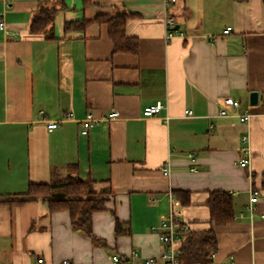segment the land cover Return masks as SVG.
Listing matches in <instances>:
<instances>
[{
    "label": "crops",
    "instance_id": "crops-1",
    "mask_svg": "<svg viewBox=\"0 0 264 264\" xmlns=\"http://www.w3.org/2000/svg\"><path fill=\"white\" fill-rule=\"evenodd\" d=\"M40 1L0 0V199L30 184L62 185L73 165L95 193H108L92 214V234L105 247L74 231L68 212H50L42 199L0 203V264H38V258L111 264L113 255L121 264L148 258L162 264L151 228L169 218L178 230L212 228L214 263L264 264L262 0H177L167 8L165 0H64L51 40L29 32ZM116 9L135 14L126 26L138 41L135 54L115 52L106 25L64 30L66 22ZM165 20L173 24L168 39ZM250 92L258 95L255 106ZM225 97L250 111L249 123L218 117ZM156 103L163 109L144 117L143 109ZM112 111L118 117L104 119ZM89 114L96 122L83 136L80 122ZM46 120L63 121L49 131ZM242 158L247 167L239 165ZM254 188L260 199L250 218ZM212 191L233 198V221L222 227L209 221ZM175 192L188 193V203ZM115 220L128 233L117 235Z\"/></svg>",
    "mask_w": 264,
    "mask_h": 264
},
{
    "label": "trees",
    "instance_id": "trees-1",
    "mask_svg": "<svg viewBox=\"0 0 264 264\" xmlns=\"http://www.w3.org/2000/svg\"><path fill=\"white\" fill-rule=\"evenodd\" d=\"M244 1V0H240ZM264 6V0H262ZM83 0V5H88ZM65 9L64 0H43L38 2L36 10L32 13L29 22L31 34H42L46 40L53 39L52 26L56 14ZM135 14L124 9H116L109 15H98L92 20L66 22L64 30H84L91 24L106 25L108 36L111 39L114 51L117 53H137L138 41L126 35L127 22ZM73 165L67 168L70 171L66 182L62 185L30 184L25 193L15 197L0 199L1 204L19 206L27 202L42 199L46 202L50 212L67 211L72 229L91 239L93 244L105 245L92 234V214L103 209L107 200V191L94 192L93 181L90 178L81 179L74 175ZM264 178V173L262 174ZM261 188L264 189V182ZM57 190H62L57 194ZM255 190V188H254ZM256 191V190H255ZM174 196L182 204H187L189 194L175 192ZM209 211V221L215 227H222L231 223L234 217L233 198L225 191H212L206 203ZM115 233L123 235L128 233L121 223L115 220ZM180 241L176 244L180 250L181 264H208L211 262L210 254L217 249L216 234L212 228L207 231L192 232L179 231Z\"/></svg>",
    "mask_w": 264,
    "mask_h": 264
},
{
    "label": "built area",
    "instance_id": "built-area-1",
    "mask_svg": "<svg viewBox=\"0 0 264 264\" xmlns=\"http://www.w3.org/2000/svg\"><path fill=\"white\" fill-rule=\"evenodd\" d=\"M176 1L177 0H165V8H167L170 4H174ZM165 26L167 30L166 38L168 39L174 35L173 24L170 21L165 20ZM4 28L5 26L0 16V29L2 30ZM230 31L231 28L227 27L223 31V34H229ZM162 109L163 105L161 103H156L154 105L147 106L143 109V116L151 117L157 115ZM184 113L186 116H191V111L189 110L185 111ZM217 115L220 118L235 117L239 120V122L244 124L249 123V121L251 120L250 111L247 108H242L240 101L231 97L222 98ZM70 117L71 114H67L64 119H68ZM117 117L118 112L112 111L107 114L104 119H116ZM62 121L63 120H46L44 121V124L46 128L50 131L56 129ZM95 122L96 120H94L90 114L87 115V117L81 120L80 122L79 133L83 136L87 135L89 129L93 127ZM246 141L247 135L243 134L241 136V142L245 143ZM189 157H192V155L190 154ZM239 165L241 167H247L248 158H242L239 162ZM161 170L163 174L169 173L168 166H164ZM261 198L264 199V196H262ZM259 199L260 196L258 192L251 191L249 202L246 207L250 218L254 216L255 204L258 202ZM261 218H264V216L261 215ZM179 230L185 231V228L181 227V229ZM179 230L176 228L175 221L173 218L162 220L156 227L151 228V231L157 234L159 240L160 250L157 259L162 262V264H181V261L179 260L180 250L176 246L177 242L179 241ZM209 257L211 259V262L208 264H219L213 262L214 253H211ZM109 260L111 264H121V259L116 255L110 256ZM154 261V259L148 258L143 260L140 264H152L154 263ZM37 263L43 264V260L41 258H38ZM63 264H69V262H63Z\"/></svg>",
    "mask_w": 264,
    "mask_h": 264
},
{
    "label": "water",
    "instance_id": "water-1",
    "mask_svg": "<svg viewBox=\"0 0 264 264\" xmlns=\"http://www.w3.org/2000/svg\"><path fill=\"white\" fill-rule=\"evenodd\" d=\"M249 105L255 106L258 102V95L256 92H250L248 97Z\"/></svg>",
    "mask_w": 264,
    "mask_h": 264
}]
</instances>
